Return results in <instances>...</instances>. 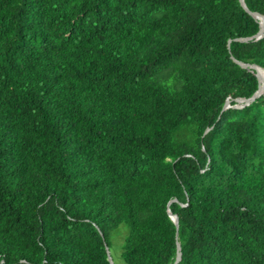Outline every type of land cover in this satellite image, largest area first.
Returning <instances> with one entry per match:
<instances>
[{"label": "trees", "instance_id": "1", "mask_svg": "<svg viewBox=\"0 0 264 264\" xmlns=\"http://www.w3.org/2000/svg\"><path fill=\"white\" fill-rule=\"evenodd\" d=\"M259 31L239 0H0V264H110L122 226L125 264H264Z\"/></svg>", "mask_w": 264, "mask_h": 264}, {"label": "water", "instance_id": "2", "mask_svg": "<svg viewBox=\"0 0 264 264\" xmlns=\"http://www.w3.org/2000/svg\"><path fill=\"white\" fill-rule=\"evenodd\" d=\"M239 1H240L241 6L248 13H250L251 15H253L256 19H258L260 21V31L255 35V38H256V40L262 38L264 36V16L250 12L246 6L245 0H239ZM237 40L244 41L243 39H237ZM237 63L239 65H241L243 68L249 67L248 64H242L238 61H237ZM252 67L257 71V75H258V78L260 81L259 89L257 90V92L252 97L247 99L243 104L238 105L236 107L241 108V107H244L246 105H249L251 102H253L256 98L260 97L264 93V70L257 65H254ZM229 107H230V105L227 103L225 105V108H229ZM168 215L171 218V220L175 223L176 227H178V219H177L176 215H174L170 210H168ZM106 250H107L108 260H109L110 264H115L114 261L112 260V258L110 257V252H109L108 247H106ZM181 259H182V253L180 251V248H178V252H177V256H176V260H175L174 264H178L181 261Z\"/></svg>", "mask_w": 264, "mask_h": 264}, {"label": "rangeland", "instance_id": "3", "mask_svg": "<svg viewBox=\"0 0 264 264\" xmlns=\"http://www.w3.org/2000/svg\"><path fill=\"white\" fill-rule=\"evenodd\" d=\"M120 232L124 234L121 235ZM126 236V227L122 226L119 231L115 232L112 236L113 246L111 250V256L115 264H125L121 258L122 245Z\"/></svg>", "mask_w": 264, "mask_h": 264}]
</instances>
